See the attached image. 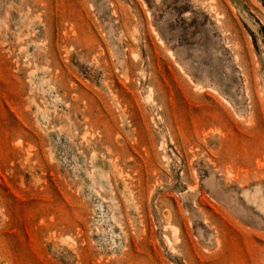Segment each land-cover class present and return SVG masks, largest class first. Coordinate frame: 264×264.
<instances>
[{
  "label": "rangeland",
  "instance_id": "obj_1",
  "mask_svg": "<svg viewBox=\"0 0 264 264\" xmlns=\"http://www.w3.org/2000/svg\"><path fill=\"white\" fill-rule=\"evenodd\" d=\"M0 264H264V0H0Z\"/></svg>",
  "mask_w": 264,
  "mask_h": 264
},
{
  "label": "bare ground",
  "instance_id": "obj_2",
  "mask_svg": "<svg viewBox=\"0 0 264 264\" xmlns=\"http://www.w3.org/2000/svg\"><path fill=\"white\" fill-rule=\"evenodd\" d=\"M210 11V10H209ZM87 135V134H86ZM85 138V137H84ZM116 160V159H115ZM118 176H120V175H118ZM123 179V178H122ZM126 183V182H125Z\"/></svg>",
  "mask_w": 264,
  "mask_h": 264
}]
</instances>
